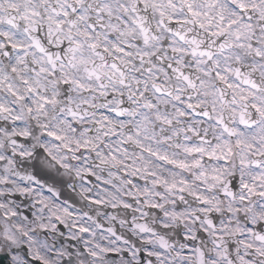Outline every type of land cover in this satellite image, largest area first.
<instances>
[{
	"label": "snow or ice",
	"instance_id": "6c2138e0",
	"mask_svg": "<svg viewBox=\"0 0 264 264\" xmlns=\"http://www.w3.org/2000/svg\"><path fill=\"white\" fill-rule=\"evenodd\" d=\"M0 264H264V0H0Z\"/></svg>",
	"mask_w": 264,
	"mask_h": 264
}]
</instances>
